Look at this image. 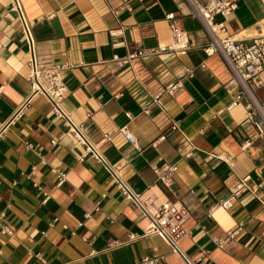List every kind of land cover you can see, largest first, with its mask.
I'll return each instance as SVG.
<instances>
[{"label": "crops", "instance_id": "0c3cea01", "mask_svg": "<svg viewBox=\"0 0 264 264\" xmlns=\"http://www.w3.org/2000/svg\"><path fill=\"white\" fill-rule=\"evenodd\" d=\"M12 1L0 0V264H184L159 236L128 239L150 221L123 197L108 166L141 200L188 208L189 234L179 245L190 260L264 264V141L253 124H243V104L230 108L231 74L221 57L205 55L208 38L188 2L19 0L22 17ZM168 12L188 33L186 53L124 67L111 60L170 44ZM25 23L39 62L65 66L70 92L62 106L106 163L75 138L46 96L34 95L15 116L31 94ZM226 27L237 39L264 33V0H240ZM177 80L183 87L176 96L165 94ZM261 81L251 86L264 103V71ZM158 94L162 106L154 103ZM216 154L230 155L233 166ZM173 164L170 182L159 180L153 167ZM247 176L232 208L217 205ZM241 225L225 247L214 242Z\"/></svg>", "mask_w": 264, "mask_h": 264}, {"label": "built area", "instance_id": "2783aa9c", "mask_svg": "<svg viewBox=\"0 0 264 264\" xmlns=\"http://www.w3.org/2000/svg\"><path fill=\"white\" fill-rule=\"evenodd\" d=\"M132 0H126L125 7H129ZM143 2L144 0H137ZM190 6V13L200 21L201 27L208 38L207 44L203 47L205 55L209 58L219 56L225 62L231 78L226 84L229 91H234L235 100L230 108L238 104H243L246 113L243 124H253L255 130L258 132V137L264 141V103L258 101L254 87L259 88L262 84L261 73L264 71V33H258L251 36L249 39H237L228 35L226 24L230 20V16L238 8L240 0H186ZM12 10L18 12L21 16L22 8L19 0L12 1ZM23 17V16H22ZM166 19L169 24V29L172 34V42L165 46L151 50H139L131 53L125 57L113 56L112 61L117 62L120 67H124L135 59L158 56L165 52H173L175 54H184L191 47L192 43L189 39L188 33L185 30L179 29L177 25V16L175 12H168ZM25 35L27 36L30 49L28 51L27 65L29 68L28 80L31 84V94L18 109L15 116L19 115L21 111L28 104L30 99L36 94H42L48 98L52 104L53 112L63 118L74 133L75 138L80 142L86 144L87 150L96 159H102L97 149L87 142L80 127L73 123L68 114L65 112L62 103L69 94V88L66 85L62 76V69L65 66L53 65L44 66L39 62L35 50V43L32 38L29 27L25 23ZM205 67V64H202ZM188 75H192V71L187 70ZM183 87L181 80L175 81L166 90L165 94L175 97L178 91ZM154 103L162 106V95L154 96ZM126 139L133 145H136V137L126 127L120 129ZM109 138V135L106 136ZM163 135L161 139H164ZM55 143V141L53 142ZM251 142L246 143L245 146L250 145ZM192 152L186 153L185 157H190ZM211 157V156H210ZM213 158L218 161L227 163L230 167L233 166L232 157L225 154H216ZM105 162V161H104ZM106 163V162H105ZM108 166V165H107ZM109 172L114 176L117 188L122 193L126 200L137 204L142 214L150 221V226L144 230L142 235L129 233L128 239L130 241L137 240L144 236L156 235L162 238L173 250L184 259V264H200V261H192L180 249V241L189 234L186 223L190 216L188 208L179 203L165 202L156 206L153 199L146 201L141 200L140 196L136 194L127 182L122 180L114 171L108 166ZM158 179L162 182L169 183L172 176L178 171V165H165L153 167ZM62 179H63V174ZM250 180L247 176L240 180L235 188L232 189L229 197L218 203L217 205L230 209L233 203L240 196L243 189H245ZM260 184L258 188H261ZM242 231V225L236 229L226 232L225 237H218L214 240L217 246L225 247L236 235ZM264 237V230L262 232ZM155 258H146L138 264H155Z\"/></svg>", "mask_w": 264, "mask_h": 264}]
</instances>
